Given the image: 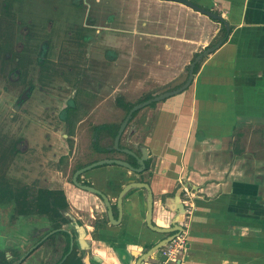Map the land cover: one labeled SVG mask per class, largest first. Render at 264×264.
<instances>
[{
  "label": "crops",
  "instance_id": "1",
  "mask_svg": "<svg viewBox=\"0 0 264 264\" xmlns=\"http://www.w3.org/2000/svg\"><path fill=\"white\" fill-rule=\"evenodd\" d=\"M188 1L228 23L225 42L197 64L185 91L132 116L131 145H122L128 125L119 145L146 153L149 167L143 174L103 166L81 181L104 193L112 205L127 184H148L153 224L168 228L177 219L182 227L186 252L180 264H264V0ZM81 5L91 26L81 37L90 66L98 67L93 58L103 63L99 75L91 72L78 102L82 116L86 113L94 124L119 125L125 105L180 87L193 59L225 36L223 24L178 2L82 0ZM85 131L75 130L74 148L90 141ZM63 146L59 141L58 148ZM91 156L96 162L116 158L108 150ZM51 179L64 191L74 232L85 230L84 247L90 245L92 257L86 256L84 264H133L140 248L164 238L145 226V190L128 192L122 216L113 209L121 222L112 226L98 196L71 185L59 171ZM34 256L23 264H36ZM3 259L2 252L1 264Z\"/></svg>",
  "mask_w": 264,
  "mask_h": 264
},
{
  "label": "flooded vegetation",
  "instance_id": "2",
  "mask_svg": "<svg viewBox=\"0 0 264 264\" xmlns=\"http://www.w3.org/2000/svg\"><path fill=\"white\" fill-rule=\"evenodd\" d=\"M64 1L53 0L48 14H38L45 22L40 25L25 15L24 6L18 5L21 7L19 16L26 19L24 27H20L22 31L17 34L19 40L3 27L0 30V48L3 49V52L0 49V68L7 70V76L15 84L25 77H34L31 80L35 81L34 84L25 83L26 89L19 98L12 96L13 102L10 99L6 105L9 113L0 117V245L7 248L0 253L3 252L5 264H23L34 254L36 264H84V259L88 263L92 254L90 245L87 249L84 247L85 230L74 232L75 227L71 224L74 219L70 220L66 215L69 206L64 191L51 176L59 171L74 185L75 172L96 162L85 160L86 154L117 152L104 143L111 141L110 126H120L124 119L119 125L94 124L86 113L82 116L84 108L78 106L92 81L91 74L99 75L101 68L90 66V52L82 42L84 28H91L82 0L79 5L73 0ZM5 4L3 18L9 11V4ZM44 8L45 5L40 11ZM73 11L79 12L76 15ZM9 19L12 26L19 24L16 15L14 20ZM85 22L86 27L82 26ZM66 27L72 30L80 27L81 30L72 37L73 33L68 29L67 38H62ZM41 33L48 38L43 40ZM93 54L98 55V52L95 50ZM11 75H14L13 79ZM76 129L90 133L85 148L79 143L74 148L72 136ZM59 141L64 145L61 149L58 148ZM119 148L123 149L121 145ZM58 149L62 152L59 158ZM125 149L135 153L131 148ZM125 157L122 161L136 167L133 157ZM146 170L145 162L144 172ZM86 173L78 176V182L85 184L81 177ZM62 225L69 227L63 230ZM3 230L10 234L9 238L7 234L2 235ZM58 235L62 238L61 243ZM21 245L23 251H17Z\"/></svg>",
  "mask_w": 264,
  "mask_h": 264
},
{
  "label": "water",
  "instance_id": "3",
  "mask_svg": "<svg viewBox=\"0 0 264 264\" xmlns=\"http://www.w3.org/2000/svg\"><path fill=\"white\" fill-rule=\"evenodd\" d=\"M164 1H170V2H178L181 4H184L185 6L199 12L200 14H203L213 20H217L218 22H220L221 24H223V26L225 27V36L223 38H221L218 42H216L213 46L205 49L204 51H202L201 53H199L194 59L193 61L190 63L189 67H188V72H187V78L184 82V84H182L180 87H178L177 89H174L172 91L169 92H165L163 94H160L158 96L152 97L148 100H145L133 107H131L128 111V113L126 114L123 122L120 124L119 129L114 137L113 140V147L117 152L129 155L131 157L134 158V160L136 161V167H133L132 165L128 164L125 161L122 160H118V159H105V160H100L97 162H94L88 166H86L83 169L78 170L77 172H75L74 176H73V184L76 188L89 192L93 195L98 196L104 206H105V211H106V217L108 220L109 225L112 226H119L120 224V218L117 217L114 218V211L113 209L115 208L116 211L118 212L119 215L122 216V203H123V199L124 197L128 194L129 191L133 190V189H141V190H145L146 192V214H145V226L146 228H148L149 230H151L152 232H155L157 234H162V235H166L162 240H160L159 242H157L156 244H154L153 246H151L147 251L142 252L143 249L140 248L139 254L136 255L135 257V261L133 264H147L148 261H154L157 259L156 255H159V250L161 248H163L164 246H166L169 242H171L176 236H178L181 232H182V227L179 224V221L176 219L171 223V226H169L168 228H163V227H158L156 225L153 224L152 222V211H153V194L150 190V187L148 184L146 183H142V182H134V183H130L127 184L126 186H124L121 191L119 192L118 196H117V200H116V204L112 205L107 196L100 192L99 190L95 189L93 186L91 185H87V184H82L80 182H78V176L91 171L95 168L98 167H103V166H117L123 169L128 170L129 172L133 173V174H141L142 172H144L145 170V162L147 160V155L145 152H142L140 155H137L127 149H120L119 148V140L120 137L122 136L128 122L131 120L132 115L137 112L138 110L149 106L153 103L162 101L164 99H167L169 97H172L174 95L180 94L181 92L185 91L190 84L192 83L193 77H194V69L195 66L204 58L207 57L209 54L213 53L215 50H217L226 40L229 31H230V27L228 25V23L222 19V17L220 15L214 14L213 12L209 11V10H205L197 5H195L194 3L188 1V0H164ZM179 195H176V199L179 200L178 198ZM182 209L184 211V208L182 206ZM119 219V220H118ZM74 222L76 223V221L74 220ZM78 229L82 230L81 227H79L77 225ZM60 231V230H59ZM170 234V235H169ZM168 235V236H167ZM135 253H133L134 255ZM125 264V262L123 263ZM129 264V263H128Z\"/></svg>",
  "mask_w": 264,
  "mask_h": 264
},
{
  "label": "rangeland",
  "instance_id": "4",
  "mask_svg": "<svg viewBox=\"0 0 264 264\" xmlns=\"http://www.w3.org/2000/svg\"><path fill=\"white\" fill-rule=\"evenodd\" d=\"M55 1H57V0H55ZM58 1H60V0H58ZM61 1H64V0H61ZM52 2H53V0H0V30L3 27V30H5L6 32H11V35L12 36L14 35L15 39L17 36L18 37L17 40H19V36L17 34H19L20 31H22V29L20 27H24L23 25L26 23V19H23L19 16L18 13L20 12L21 7H19L18 5L24 6V11L26 13L25 15L29 19H32L35 24L40 25V24H43L45 22H44V19L38 17V14H48L49 8H50L49 4H51ZM5 3L9 4V11H8V15L5 18H3V14H2L3 10L2 9L7 7V4H5ZM15 3H17V5H15V7H14ZM43 5H45V8L43 9V11H40V9L42 8ZM73 12H74V14L77 15V12H79V11H73ZM15 15H16V21L19 22V24H17V26L15 27V25L13 23V26H14L13 27L9 18L14 20ZM45 26H44V28H45ZM68 29L73 33L72 37H74L75 34L78 35L80 30H81L80 27L76 28L75 30H72V28L69 27L66 30H63V37L62 38H67L66 34L68 32L67 31ZM14 30H15V33H13ZM41 34H42L43 40H46V38H48L45 35V33H41ZM73 46L76 47V45H73ZM93 47L95 48V46H93ZM1 52H3V49H1ZM93 64H97L98 67L103 65V63L101 62V59L95 60V62H93ZM108 65H110V64H108ZM6 73H7L6 69L0 68V117L4 113H9V111H6L8 109V107H6V105L8 104L10 99L12 100L11 102H13L14 98L15 99L19 98L18 96L21 93H23L26 89L25 83H31V84L35 83L34 80H31L34 77H32V78L25 77L24 80H21L19 83L15 84L14 83L15 81H11ZM11 78L13 79L14 75H11ZM6 91H8L9 94H3V92H6ZM35 91H37V90H35ZM31 95H32V92L29 94V96H31ZM12 96H14L13 99H12ZM129 135H132V129L130 128V125L128 124L127 133H126L125 139L123 141L124 143L122 144L125 147L128 145H131V144H128V142H127ZM104 144H107L108 147H111L110 141L108 143H104ZM113 155L117 159H121V160L126 159L125 156H122L119 154L114 153ZM86 156H87V159H89V160H91V158H94V156H91L88 154H86ZM69 179H70V176H69Z\"/></svg>",
  "mask_w": 264,
  "mask_h": 264
},
{
  "label": "built area",
  "instance_id": "5",
  "mask_svg": "<svg viewBox=\"0 0 264 264\" xmlns=\"http://www.w3.org/2000/svg\"><path fill=\"white\" fill-rule=\"evenodd\" d=\"M185 252L186 239L182 234H179L159 251L156 260L148 261L147 264H180Z\"/></svg>",
  "mask_w": 264,
  "mask_h": 264
},
{
  "label": "trees",
  "instance_id": "6",
  "mask_svg": "<svg viewBox=\"0 0 264 264\" xmlns=\"http://www.w3.org/2000/svg\"><path fill=\"white\" fill-rule=\"evenodd\" d=\"M222 30H224V28L222 27ZM197 68H198V66L196 65V67H195V69H194V73L196 72V70H197ZM145 100H148V98H146V99H144V101ZM151 106H154V103L153 104H151ZM131 108V106H129V105H125L124 106V110L126 111V114H127V112L129 111V109ZM136 113H134L132 116H134ZM111 127V130H110V134H111V137H112V139L115 137V135H116V133H117V130H118V127L119 126H110ZM109 127V128H110ZM148 167H149V162H146V169H148Z\"/></svg>",
  "mask_w": 264,
  "mask_h": 264
}]
</instances>
